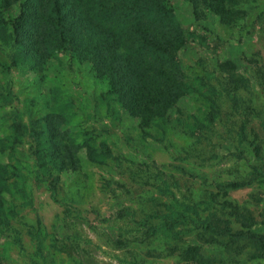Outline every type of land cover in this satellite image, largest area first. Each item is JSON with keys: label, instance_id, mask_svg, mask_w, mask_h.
Here are the masks:
<instances>
[{"label": "rangeland", "instance_id": "374dc122", "mask_svg": "<svg viewBox=\"0 0 264 264\" xmlns=\"http://www.w3.org/2000/svg\"><path fill=\"white\" fill-rule=\"evenodd\" d=\"M170 5L186 32L187 46L179 62L188 90L171 111L165 136L157 127L143 128L140 119L125 112L89 63L59 55L41 69L22 63L11 66L14 49L0 42V170L6 165L19 167L23 177L18 182L26 192L21 196L12 184L11 193L6 195L7 207L15 209V217L13 230L0 242V264H43V260L45 264H80L79 260L119 264L124 252L111 247L109 238L130 229L131 213L143 222L149 215L163 213V205L173 202L169 193L162 196L154 186L160 181L158 175L175 176L181 192L189 189L198 201L217 193L211 212L230 219L234 231L241 229L235 221L236 209L249 213L258 223L255 230L264 234V91L257 80L264 74V0H237V14L225 19L203 5L195 10L184 0H170ZM4 12L7 17L17 16L19 7ZM231 74L252 81L250 91L239 90L245 105L252 109L245 118L248 141L238 149L235 138L243 118L226 103L211 131L213 143L197 141L192 126L204 115L207 85L224 83ZM53 113L66 116L63 129L76 144L88 141L102 153L100 162L90 161L84 147L75 169L60 170L47 164L38 172L30 138L11 149L14 118L20 115L28 126L31 120L36 122ZM253 144L260 146L261 158H257ZM107 151L110 157L105 155ZM254 167L262 173L254 184L229 190L227 197L217 187L255 177ZM14 181L12 176L8 184ZM121 212L127 217L117 219ZM75 233L83 239L85 258L59 254L53 248L57 238L72 241ZM194 238L187 236L180 249ZM170 245L171 240L160 234L141 244L139 251L141 255L149 250L163 252ZM202 245L204 256L216 264H263L256 250L244 241L230 249L224 244ZM148 264L183 263L167 257L150 259Z\"/></svg>", "mask_w": 264, "mask_h": 264}, {"label": "trees", "instance_id": "16d2710c", "mask_svg": "<svg viewBox=\"0 0 264 264\" xmlns=\"http://www.w3.org/2000/svg\"><path fill=\"white\" fill-rule=\"evenodd\" d=\"M184 1L191 3L195 10L203 5L224 19L238 12L234 7L237 0ZM17 5L18 15L7 17L4 11L12 12ZM0 42L14 49L11 66L22 63L32 69H41L59 55L89 63L96 77L108 84L110 94L122 104L125 112L140 119L143 128L157 127L162 136H165L171 111L188 90L179 62V55L187 46L186 32L170 0H1ZM261 76L257 80L264 91V74ZM249 81L241 75L231 74L224 83L207 85V91L203 92L204 115L192 125L197 141L213 143L211 131L222 117L224 103L243 118L235 138L236 148L248 141L245 118L251 115L248 111L252 107L245 105L239 90L250 91L252 81ZM242 82L245 85L240 84ZM201 86L202 89L205 87ZM14 119L11 149L15 150L22 139L30 138L38 172L47 168V164L60 170L75 169L78 153L84 147L90 161L100 162L102 153L96 147L88 141L76 144L75 139L68 136L69 132L64 131L67 119L62 113L49 114L36 122L31 120V126L23 124L20 115ZM42 122L45 123L41 127ZM262 126L264 130V121ZM253 146L257 158H261L260 146ZM108 154L110 157V151L105 153ZM11 167L6 165L0 170V242L13 230L15 209L7 207L6 200V195L11 193L10 186L13 184L21 196L26 195L18 182L23 177L21 169ZM254 174L256 176L248 180L229 181L217 187L227 197L229 190H240L260 180L262 173L257 167H254ZM12 176L15 181L8 184ZM157 178L160 181L154 186L162 196L169 193L173 202L163 205V213L149 215L143 222L131 213L133 216L129 218L133 224L130 229L109 238L111 247L124 252V259H120L119 264H148L150 259L167 257H176L183 264H216L210 256H204L202 244H224L230 249L241 241L254 248L264 264V234L255 230L258 223L253 216L241 213L239 209L232 212L235 221L241 225V229L234 231L230 219L223 220L210 211L217 193H211L208 200L198 201L189 189L188 193L181 192L175 176L163 178L158 175ZM203 180L205 184L208 182ZM123 217H127L124 212L116 216L117 219ZM160 234L171 240L168 249L163 252L149 250L141 255L140 245ZM189 235H193L195 241L181 250L179 244ZM74 236L72 241L57 238L53 248L59 254L85 258L83 239L76 233ZM16 239L20 242L19 237ZM77 239L81 241L77 242ZM221 240L227 241L222 243ZM38 242V252H41L40 236ZM78 262L86 264L81 260Z\"/></svg>", "mask_w": 264, "mask_h": 264}]
</instances>
